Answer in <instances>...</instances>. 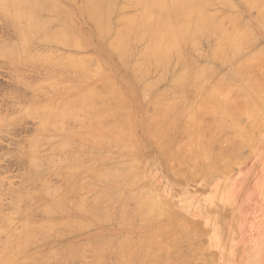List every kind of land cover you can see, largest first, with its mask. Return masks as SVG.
Instances as JSON below:
<instances>
[{"label": "rangeland", "instance_id": "rangeland-1", "mask_svg": "<svg viewBox=\"0 0 264 264\" xmlns=\"http://www.w3.org/2000/svg\"><path fill=\"white\" fill-rule=\"evenodd\" d=\"M9 1H12V0H9ZM52 1L57 2L60 6L66 9L70 13L69 18L65 22L64 19L60 17V13H58L57 11L53 9H45L38 13L39 21L46 23L45 29L50 32H55L58 29L61 30L62 28L64 29L66 27L69 31L75 34L74 37L77 38L80 44H66V43L62 44V43H56V42H54L55 44L53 42H47L49 44H46V43H42L40 45L37 44L38 46L35 45L32 49L29 50L28 55L30 54L31 57H37L41 52L43 55V59H47V63L50 62L49 66L52 67V69L54 70V73L56 69L60 70L59 72L60 74L58 73V71L56 72L60 76H61V73H64V72L67 73L66 77L70 78V79L68 78L67 82L65 81L67 78L66 79L64 78L65 75H63L64 77H61L63 83L65 81L64 84H62L60 81H57L58 77L57 78L55 77L53 80L51 79L49 80V78L47 80L44 78L45 80H47L46 83H45V80L44 81L42 80V78L45 75H47L46 72L50 71L49 69L48 71H46L47 69L45 68H49V67L45 63L43 64L41 63L42 65H40V66H43L44 68L37 66L41 68L39 69L40 72H38L39 70L37 71L36 68L33 69L34 67H36L35 65L32 68L28 67L29 69H27L26 66H29V65H24V66L22 65L20 67L21 64L17 62V66H14L16 61L13 58V53H15V51H13L12 48H9V49L6 48L5 46H7V44L4 46L6 42L5 43H2V42L3 41H13V44H16L17 42L15 40L17 39L16 37L17 35H15L16 34L15 31L12 32L14 29L10 23V20L5 18V15H2L3 12L1 11L2 8L0 7V12H1L0 17L1 16L4 17V18H0L2 19V21L0 20V51L2 52V53L0 52V188H1L0 189V214H7V213L11 214L14 217V218L11 217L12 219H14V221L12 220L15 223L14 226L17 227L18 229L21 228L20 230H17V232L20 234H23V232L26 229H30V228L34 229L35 227L39 228L41 224L43 225V224L53 223V222L54 224H56V228L54 227L51 229L52 232L50 230L49 232L48 231L44 232L45 234L43 233L44 237L42 236L43 234L41 235L42 237L40 236V233H39L40 230H38L37 238L35 237L29 240V242L26 243V246H28L27 248H25L26 246H24L25 253H23L24 252L23 250L22 252L23 254L18 253V256L14 257L15 255L12 253L6 254L7 251L5 250L4 248L5 245H3V243L8 238L7 236H9V234L7 230L5 231V228L7 226L5 224H4L5 226L3 225L4 223L3 220H2L3 223H1L2 215H0V234L2 233L0 236V264H51V262H54V261H55L54 262L55 264H59L60 262L56 261L57 259L60 260L61 262L66 260L62 264H96V261L100 262V263L98 262V264H117L116 260H118V258L116 257L117 259L115 260L114 255L115 253H117L116 250L118 249L117 245L120 243L119 241H122L121 239L124 240L125 238L130 239L131 242L129 241V243L128 242L126 243L124 241L125 242L124 249L127 248L124 250V254H126L130 249H132V246H134V244H136L139 240V242L136 244V247L133 250H131L130 254L128 255V258H126V261L124 260L125 262H127L128 259L130 260L132 253H134L135 250L137 249L139 250L140 247L142 246V243L146 241L148 237H150L153 233H156L158 229L159 230L161 228L166 229L169 226H171L170 227L171 229H174V227L176 229L175 232L173 230L172 232H170L173 235V237L170 235V233L168 235V232H169L168 231L167 233H164V235L166 234L163 238L164 240L162 239V237H160V239L163 240V242L162 240H160V242H162L164 246L165 244H167L166 246L167 248L168 247L171 248V246L168 245L169 243L170 244L173 243L174 245L176 243L178 247L176 248V245H175V248H176L175 251L177 250L176 252L178 254H175V252L172 251L173 249H171L170 251V253H172L170 254L171 258L173 254H175L173 255V258L174 257L180 258L181 255L184 256V254H187L185 252H188L190 250L191 253H193L192 251H194L195 253L193 254V257L189 259L190 263L187 262L186 264L188 263L189 264H194V263L195 264H264V119L261 120L262 118H264V85H262L263 91H260V94L263 92V98H262L263 100L261 103L260 101L261 99L259 98L260 96L257 95L256 97L255 95L258 93V89L260 85H258V88L253 89L251 85L249 84L251 82L250 81L251 77L252 79H257L258 81L260 80L258 76H262V78L264 77V65H262L264 64V50L261 51V53H255L256 49L257 51H260L258 49H261V50L262 48L264 49V26H261L262 27L261 28L258 25L261 22V20L259 22L261 10H258L259 9L258 6L253 5L254 3L252 4L253 6H251L250 4L251 2L249 0L248 1L247 0H210V2L205 6L206 12L209 15H211L217 23H224L225 20L226 19L229 20V18H230L229 21H231L232 14L236 13V15H234V18H237L238 19L237 21L240 22L239 24L238 22H236V25L238 26V28L242 27L240 29L241 31L243 29V31L248 30V32L250 29V32H252V34L248 33V38L250 37L251 40L254 39L252 38V36L255 37V39L258 37L256 41L254 40L255 42L253 40L252 42L250 41V39H248L250 41V44L246 40L245 42H248V43L244 42L243 47H241L240 50L237 52H235L233 48L229 47L226 53H227V56L229 57H230V54H232L231 58L233 59V61H230L231 58H229V61L227 60L225 62V60L213 54L212 48L215 47L216 42H219V36L213 35L212 34L213 30H207L205 31L206 35H203L202 37H200V39H198L200 42H202L200 43L201 46H199V44H197L196 46H189L188 53L186 54L185 57H173L172 61H174V58H175V61H174L175 63L173 62L172 64V62H170L171 68L168 69L169 67L168 65L166 71H164V69L162 68L152 66V69L146 71L147 73L144 74L140 70L136 72L134 70L135 66L133 65L136 63V66H138L137 62L139 63V65L143 63L144 53L147 50L148 44H149V38L146 37L140 41H134L132 43V49H133L132 52L134 53H131L128 58L133 59V61L127 59V60H124V62H122V59L119 57L117 52L116 53L114 52L115 49L112 48L111 45H109L116 38L118 29L123 24L122 23L123 18L126 19L129 17L138 16L143 10L142 3H140L138 0H114L113 11H112L113 17L110 14L111 19L109 18V21L111 20V23H110L111 29H112L111 32L112 34L114 33L113 35H115V37H113V35L110 32L108 33L109 35L107 36L101 34L98 31L97 27L94 25V23L91 22V19H88V15L86 14V12L83 11V9H81L83 8L81 7V5L83 4L82 6H84V0H73V1L68 0L69 2L67 0H57V1L52 0ZM229 2L231 4H228ZM42 3H47V2L42 0ZM116 4L117 6H115ZM25 6H27V4ZM114 9L116 11L115 14H114ZM119 11H121V13ZM85 14L86 16H84ZM238 14L240 17L242 16L241 19L238 18L237 16ZM126 15H128L129 17H126ZM255 18L257 19L255 20ZM3 19L5 20L7 19V22L6 21L4 22ZM240 20L244 22H241ZM229 21L226 22L225 24L229 25L230 23H232V22L229 23ZM117 23L118 24L121 23V24L118 25ZM243 23H245L244 25L248 27L247 29L245 26H243ZM229 26L234 27V23L233 25L230 24ZM229 26L228 27L224 26V27L225 29H228L230 28ZM243 27H245L246 30H244ZM10 28L12 29V31ZM208 37H210V39ZM205 38L207 40H205ZM211 38H213L215 41L213 40L212 42ZM208 40H210L209 43H211L210 50H208L209 49ZM7 43L9 44L8 47L14 46V45L13 46L11 45V42H7ZM53 44L55 45L56 50L58 48L57 51L55 50ZM56 45H58L59 47ZM44 46H46V48ZM138 47L140 48V50H137ZM229 50L231 51V53H229ZM10 52L12 54H10ZM32 52L33 53L36 52V53L33 54ZM234 52L238 55V58L240 57L242 59H238L237 56H234L235 54ZM139 53L140 55H137ZM200 53H201V56L199 55ZM204 53H205L206 59L203 57ZM6 55L9 56L10 59L8 57H4ZM257 55L259 57H257ZM130 56H133L134 58ZM136 56L138 57V59ZM198 56H200L201 58L200 57L198 58ZM65 57H67V59H64ZM135 57H136V60H135ZM191 57H195L197 61L191 62L190 60L192 59ZM234 57L236 59H234ZM11 58L14 64L11 63L12 62ZM195 58L193 59L196 60ZM246 59H247V62H249V60H251V62L253 60H254L253 62L258 61L256 63L258 64L260 62L258 65L259 66L262 65L263 67L260 68L259 66L258 67L255 66L257 70L256 68H253V67L246 68L244 70V74H247V75H249V73L250 74L252 73V74L251 76H249L250 79L248 81H246V78H242V79H245V81L243 82L241 79V77L243 76L241 75H244V74L238 73L237 69L240 67L239 65L243 63V60H245L244 63L246 62ZM85 60H87L86 69L84 71L85 75L83 74L85 78L82 77L83 80L81 81V83L83 81L84 82L83 84H81L80 83L81 76H80V79H77L76 74L71 72L72 70H74V68L71 67L70 64L76 65L75 62L77 63V61H85ZM212 60L215 61V63ZM238 60L241 62L240 64L238 63L239 62ZM40 61L41 60H39V62ZM57 61L59 65H57L56 67L52 66V65H55ZM64 61H66V63ZM67 61L69 63H67ZM71 61L72 62L74 61V63H72ZM128 61L130 64L128 63ZM187 63H191L190 65L192 66V68H190L187 65ZM185 64L187 66V69L184 71L183 68L186 67ZM205 64H206V68H204ZM234 64L235 65L237 64L239 66L237 67L236 70H235L236 67ZM45 65H47V67ZM180 65L183 67H181ZM202 65L203 67H201ZM211 65H213L214 68ZM231 65H232V68H231ZM61 66H67V67L70 66V68L61 67ZM87 66L89 68H87ZM176 66L177 68L172 70V68ZM91 67L93 70L91 69ZM179 67L182 69V72ZM211 67H212V70H214V72L216 71L215 72L216 76L214 75V72L212 71L211 73H213L214 79L212 76H210L209 80L211 81L208 82V88L214 89L216 88V86L219 87V84H221L220 80L222 79V78L219 79L220 75L224 77L226 76V78L222 79L223 82L226 81L227 79L225 84L231 86L235 91V93L234 92L230 93L231 97L233 98V99L230 98L232 99L231 101L232 102L236 101V103L238 104H243L245 102L250 103L249 100H251V102L254 103L255 111H257L259 115L257 114L254 116L252 113L242 112L239 118L241 119L242 117L243 123H241L240 122L241 120H240L238 121L240 124L237 121H233L229 119L230 121L229 123L235 126L231 130H228V131H226L227 130L226 128L225 131L223 130L220 133V135L218 136L219 141L216 142L218 144L212 145L210 152H208L209 156L208 154L206 156V159L207 158L209 159L213 151H216L217 153V152H220V150L221 152L223 150L222 153H224L225 151L226 155L224 156V154H222L221 152L219 154L222 155V160L226 161V158L229 157V155L227 156V152L229 151L228 153L231 155L234 154L233 157L235 156L236 158L232 161V165L230 164L231 161L229 163L228 158H227L228 161H226L224 165H221L223 163L218 162V160H221L220 158L216 161V163L215 161L209 163L207 160L205 161V159L203 160V159L197 158L199 159V162L201 163L199 165H202V166H196L197 167L196 169H194L195 167L192 166L194 167L193 168L194 174H193L192 173L193 171L187 167V165H189L190 167V165L194 164V162L190 164L191 163V160H190L191 155L189 154L190 150H188L189 152H186L187 154L183 157L184 159L181 157L183 156L181 154L185 152L184 149H186L185 148L186 142L184 144L182 143L184 136H186V134L184 133V130H182V128L180 129V131L182 130L183 132L182 133L183 135H182L181 132H179L178 130L179 128L176 129L178 130V132H174L175 130L174 128L179 127L178 125L177 126L173 125L174 128H172L171 126L168 130L171 131V135L173 134L174 137H172V140L170 141L169 139L170 133H167L168 134L167 138L169 139V140L167 139V141H170L171 144L167 142L170 145L166 146L164 143L163 146L165 147H163L161 144L162 142L160 141L161 142L160 143L158 141L159 139H156L154 135L149 134L150 130L153 129L154 124H150L151 121H148L149 124L146 123L145 118L147 117L145 116H148V120H150L151 118H154L156 114H158L157 111L160 112V110L162 109V106H159L158 103L155 104L156 106L154 105V102L158 99L157 97L156 99L154 98L156 94L159 95L158 93L160 92V94L166 95V92L167 93L169 92L167 95V99L174 101L175 99H177V96L179 94L181 93L184 94L185 92L191 89L189 82L185 81L186 77H188L186 74L192 73L193 70H199L203 68L206 70L209 68L208 70L210 71ZM232 69L234 71L233 73L234 75L230 73ZM131 70H134V71H131ZM17 71H20L19 74H21V76L18 77ZM132 72L134 75L132 74ZM54 73L52 70L49 72L51 76L52 75L57 76L56 73L55 75ZM69 73H72L73 75L72 74L70 75ZM227 74L231 77L228 78ZM253 74H254V77L256 78L253 77ZM48 77H50V75H48ZM161 78H164L165 80ZM171 78L174 81L175 79H177L179 80V82H177V80L174 82L171 80ZM231 78L232 80H230ZM234 78L237 79V81L235 80L236 83H234V80H233ZM146 79H148V83L150 82L149 84L145 83V81H147ZM58 80H60V77ZM153 80H156V81H153ZM161 80H163L162 84H159L158 81L160 82ZM182 80L185 82L181 83ZM212 80L213 81L215 80L216 82H213ZM229 80L230 82L231 81L233 82L229 83L228 82ZM262 80L260 82L263 83L264 80L263 81ZM70 81H73V82H70ZM105 81H107V83L109 82L108 84L106 83L107 84L106 87H108V89L105 87V85L104 86L101 85V82L104 83ZM151 81L154 82L152 83L153 85L151 84ZM217 81H219L220 83ZM172 82L176 83V85L173 84ZM33 84H35L36 87H34ZM113 84L115 86H113ZM158 84L160 86H158ZM51 86H52V89L54 87L55 88L52 90ZM153 86H156V87L158 86V87L155 88ZM177 86H180V87H177ZM37 87L39 89H37ZM174 87L176 90L174 89ZM62 88H65V89H62ZM66 89H69V90H66ZM170 89H174L173 90L174 93L172 92V90L170 91ZM240 90L241 92H243V94L240 92ZM255 90L257 91L256 93H254ZM32 91H33V94H32ZM66 91L68 92L66 93ZM86 91L87 92L92 91L93 93H95V95H98V96L87 100L84 103L86 104L84 107L80 105L82 103L79 104V100H80L79 98L86 95L85 94ZM252 91H253V94H252ZM115 93L117 94L115 95ZM244 93H246V95H248L250 98H247L248 96L246 97ZM140 94H142V96ZM144 95L145 96L147 95L146 99ZM241 95H242V98L243 97L245 98V100H243L244 98L241 99ZM73 99L75 100L78 99L75 102V104L78 106V107L75 106L77 108V109L75 108V111L80 112L84 109L87 111V107L89 106L88 104H90L89 102H91V106L95 107L98 111L100 110L99 111L101 112L100 114H102V110H104L103 111L104 114H102L101 117L98 120H96V122L84 125L85 127L82 126L84 124L83 122H82L83 123L82 125L81 123L78 122L81 125V127L80 125H78V127L76 128L75 126H77V122L74 121L76 118L73 120V123L75 124L74 125L70 121L71 117L69 116H68L69 117L68 120H64L65 118H67V116L63 118L62 119L63 122H59L57 118H54L50 124L48 121V125L46 126V129H45V135L41 136L43 138V143L45 145L43 144L44 147L41 148L40 152H41V155L44 156L43 154L48 153L51 147H52L51 149H54L57 143H61V142L64 143L65 141H66L65 143H68V144L69 142H71V145L68 146V144H65L64 148L72 146V149H73V145H75V142L77 141L76 146H74L76 148L74 149L78 151L83 148L86 154V156H84L85 154H83L84 157L82 156V160H80V163L82 164L81 166L82 168L78 172L76 179L74 178V181L78 183L75 184V182L71 181L72 183L68 182L69 184L68 183L66 184L65 182L67 181L63 180L64 177L60 176L62 180L60 179L58 180L57 178H55L57 175H54L55 177H52L53 171H49L48 169V172H50L51 177L46 179V184L47 185L51 184L52 187L59 186L60 189L63 187L62 190L66 188H67L66 190H69V188L74 186V184L76 186L82 181V183H80L82 185V189L80 190L78 197L81 199L82 198L85 199L86 204L83 203L82 207L77 208V209L74 207L70 209L68 208L69 212L64 213L65 215H62V217H60L61 215H57V217L51 220V219H48L44 214L45 212H43L44 207H47V206L50 207L52 203L51 201L52 199L50 200L51 196L49 198L42 197V198L37 199V201H32V202L27 201V203H23L22 208L25 210L23 213H21L22 214V217H21V215L19 216L16 213H14L16 211L12 207V202L15 198L14 192L17 191V189L20 190L19 188H22L20 186L23 184L24 175L25 177L26 175H29V174L31 175V173H28V174L26 173L30 171L28 169L29 167V163L27 161L28 159L23 157L22 155L24 154L25 150H27L26 148L28 146L29 140L34 136V134H36V132L40 128L39 118H35L31 115V113L33 114L34 112L32 109H30V107L33 108L35 101H38V104H41V103L43 104L46 101V105H55L56 109L60 108V111H61L63 106L69 103L70 101H72ZM93 99L96 101L94 102ZM102 99L106 101H102ZM153 99L155 100L153 101ZM199 99H201V96L197 98V101L192 103V105L190 104L187 105L189 107L182 106L183 108L181 107V110H184L185 112L189 110L192 111V109H194L195 106L199 104ZM115 100H116V103L120 102V104L118 103H117L118 105L112 104L113 103L112 101L115 102ZM107 101H110V102L108 103ZM97 103L99 106H97ZM166 104L164 103V106ZM191 106H194V107L192 108ZM114 107L117 110L119 107L123 109L120 111L118 110L116 114L114 113L115 115H118V117L111 116L113 115L111 113L115 109ZM185 107L187 108V110ZM190 107L191 109L188 110V108ZM112 108L113 110H111ZM116 109L114 110L115 112H116ZM28 110L30 112H28ZM108 110H111L112 112L110 113L109 111V113H107ZM75 111H73V114L76 113ZM124 111L126 113H124ZM80 113L81 115L83 114V112H80ZM84 113H85L84 115V118H85L87 114L86 112ZM188 113L189 112H187L186 114L181 113V115L184 114L182 118L185 117L186 115H187L186 117L189 118L192 112L190 114ZM73 114H71L72 118H73ZM108 114H111V115L109 116ZM77 115L79 114L77 113ZM81 115L77 116V119H79ZM121 115L123 116L127 115V116H125V118L122 119L123 116ZM106 117L108 120L105 119ZM149 117L151 118L149 119ZM111 118L115 119V122H116L115 124H117L118 127H116V125L113 123L114 121H112ZM203 118L204 120L207 119V121H205L207 124L208 122L211 123L210 121L212 119V116L210 114H205ZM244 118L248 119V121L246 122H249V125L244 124V120H245ZM86 119H85V124L87 122ZM183 119L186 120V118H183ZM68 121H70V125L67 128H70L71 134L69 133V130L68 131L65 130V127H66L65 125H64L65 127L62 126L63 123H66L67 125ZM120 123L121 124L124 123L123 131H121L122 127ZM90 124H92V126ZM145 124H147V126H150L151 128L148 127L149 128L148 130ZM241 124H243L244 126H241ZM253 124L254 126H257L258 128L257 127L255 128ZM109 125L113 128L115 127L114 128L115 130H113V128H110ZM70 126H72V128ZM248 126L249 128H247ZM250 126L253 130L255 128L254 132H252V129L250 128ZM58 127H60L61 130L60 129L58 130L57 129ZM124 127L127 130L126 129L124 130ZM73 128H74V131L72 132L71 129ZM244 128H247V130L249 131H246V129ZM116 129L118 130L121 129L120 131L123 132L122 134L124 136L126 135V137L122 135L120 136L119 135L121 134L120 131ZM234 129L238 131V132H235L237 133V135L241 133V135H245V137L241 138L240 136L239 137L235 136L234 135L235 133L233 134V131H235ZM82 130H84V132H86V130L88 132H91V134H87V135H91L92 137L84 136V132H82ZM72 133L76 135H73ZM178 133L182 135L181 136L182 138L179 137L181 140H178V138L177 139L175 138V135H177ZM114 134L116 135L113 136ZM103 135H106L107 137L101 138V136ZM155 139L161 145L157 144L156 143L157 141ZM105 141L106 143H109V144H106ZM120 143L121 145L125 143L122 145L123 149L124 147L128 146V144H129L128 147L131 149L129 150L128 147H126L125 148L127 149L126 151L125 150L122 151V149L120 150L121 148ZM178 144L184 145L183 146L184 148H182L183 149L182 152L180 151L181 145L179 148ZM233 144H235L237 148H235V145ZM237 144L239 145L242 144V147L244 145L245 146L242 148V147H239ZM116 146H119L118 147L119 151H117L118 150L117 148H116L117 150H115ZM175 146L176 147L178 146L177 148L179 149H177ZM92 148L94 150H91ZM172 148L173 150H177V152L175 151L176 153H178V151H180L181 153L179 152L177 155L172 150L174 153L171 151V153H173L171 154L170 151L168 152V149L171 150ZM70 149L71 148H67L68 152L67 151L65 152V149H64V153H62V151H60L61 154L60 152L57 153L58 156L57 155L55 156V160L57 161L60 160L61 163L59 164L53 159L54 164H52V166L53 165L54 167L57 165L66 166L67 164L72 162L71 161L72 156L77 155L78 152L77 151H76L77 153H75L74 151L71 152L72 149L71 150ZM104 151H106V153ZM235 153L236 155L237 153H239L238 158L235 155ZM61 155L64 157H62ZM89 155L91 157L88 158ZM188 155H190V157ZM221 155H218V156H221ZM165 157L166 158L168 157V159L171 158V160L168 161L167 159L166 161ZM224 157H226L225 160H224ZM231 157L232 156H230L229 159ZM125 158L127 160L130 159L131 162H129V160L127 161ZM131 158H134V160H136L135 161L136 163L135 164L133 163L134 165L133 164L130 165V163L134 162L133 160H131ZM173 158L176 160H174ZM192 159L197 160L195 158H192ZM188 160L190 161V163L188 162ZM230 160H232V158ZM120 161H122V163L126 161L125 163H128L129 165L120 166L121 163L118 164ZM180 161L182 163L186 162V165L184 163L185 166H183L182 163H180ZM203 161H204V164H203ZM55 162L57 165L55 164ZM90 162L94 166L93 165L91 166V164H88ZM205 162H208V164L206 165ZM217 162L219 164H217ZM85 163H87L88 165L87 164L85 165ZM112 163L114 164L113 166H112ZM115 163H117L120 167H118V165H116ZM226 163L228 164V166L229 165L231 166L226 167ZM96 164H98V166ZM180 164L182 165L181 169L184 170V171L181 170L182 172H180V168H178L180 167L179 166ZM84 166H86L85 170H84ZM90 166L92 167L93 170L95 169V172L98 170L99 173H105L107 169L112 170V172L114 171L116 172L117 167H118V172H119V169H123L121 170V172L125 171L127 173L128 172L127 167L128 169H130L131 167L130 172H129L130 174L132 173L131 176H134L137 174L136 177L137 176L140 177L141 176L140 174H142V178H144V180L139 181L138 177L137 179L130 177L131 179H133L132 180L133 184H131L128 181L130 180V178L128 177L130 176V174L128 173L127 175L124 172L125 174L122 173L120 179H123L125 183L122 182L121 184H119L116 181H115L116 183L114 181L113 182L107 181V182H110V183H107L105 180L106 184L104 185V179H103V182H100L101 180L96 181V179H99V178L95 177L94 175H92L93 177L91 176L92 174L90 173L91 170L89 171ZM174 166L175 167L178 166L176 167L178 168L177 170L178 172L174 170ZM134 167H137V169H135ZM99 169H102V170L99 171ZM202 172L204 173L203 175L200 174ZM213 172L215 173L214 176L212 174ZM189 173H191L190 175L193 174L192 177L189 176ZM216 173H219V174L216 175ZM109 174H112L111 171L109 172ZM113 174L116 175V173H113ZM117 174H120V172ZM33 176L35 175L33 174ZM127 177L129 178L128 180H127ZM137 182H140V183L138 184ZM100 183H103V185ZM85 184H87V186ZM93 184H95L97 187L95 186L96 188H92L94 187ZM32 187L33 185L29 188H32ZM34 187H35L34 191H38L39 189L40 190L42 189L39 186L38 188L36 186ZM145 188L146 189L148 188L147 192H149L151 189L154 191L153 193V191L151 190L152 193L150 191L149 194L151 193V196H153L154 198V202L157 205L159 204L158 207L156 206V209L160 208L161 210V208L164 207V209L166 208L165 210H167V211H163L162 209L160 211L161 213H159L160 217L158 216L159 219L157 217V219L148 221V223L146 222L142 223L146 219H144L143 217H142L143 219L141 218L142 212L139 208H141L142 211L144 210L146 211V209L144 208V206H142L141 204L142 202L139 201L140 198H138L137 199L138 201H136L135 200L136 194L134 193L133 195V192H137L139 195V193H141L142 191L143 195L141 194L142 196L139 195V197H141V199L144 200L145 199L144 197L147 195V192H145L146 191ZM6 189L9 190V193H8V190ZM10 192L12 193L10 194ZM120 192L123 195H120L119 194ZM144 193H145V196H144ZM89 194L90 196L87 197ZM153 194L154 195L157 194V196H154ZM43 195L45 196V193H43ZM124 195L125 196L127 195V197H123ZM132 195H133L134 200L139 203L136 204L135 201L131 202L132 199L130 200L129 198H131ZM128 196L130 197L128 198ZM119 198H128V199H122L121 200L122 202L119 203L117 207L121 206L122 208H125L124 205L122 206V203H124L125 205L127 203L129 207L128 209L134 208L136 209L135 211L137 213L138 211H140L138 213L139 216L135 213L136 216H134L133 214L135 219L133 217L131 218L130 216L132 215V213H128L130 211L127 208L126 210L125 209L124 210L126 212L128 211L126 214H130L129 216L127 215L126 217L128 220L129 218L131 219L129 221L126 220L125 218H124L125 220L121 219V217L124 215V214L123 215L121 214L125 212V211L121 212L122 209L120 210L121 214L117 212V214L119 213L118 216L114 215L116 216L115 218L114 216L110 215V210L112 212L111 214L116 213V211L115 212L112 211V207H113L112 203L114 202L115 199H116L115 203H117V201L120 200ZM81 199L80 201H82ZM149 199L147 201H149ZM145 200L144 202H146ZM134 203H135V206H133ZM117 204H114V208L116 207L115 205ZM29 206L31 208H29ZM116 209L119 210L118 208ZM74 210L76 212H74ZM135 211H133V213ZM106 212L107 214L109 213V215H107V217L105 218L106 222L103 220V218H97V217L94 218V215L96 216L100 215L99 217H103V214L105 215ZM55 214H57V212ZM119 215L121 216L119 217ZM235 218H237L238 220L235 221L234 220ZM93 219L96 221H94ZM98 219L100 222L98 221ZM138 220H139V223L141 222L140 224L138 223ZM33 221L35 222V224H33L34 223ZM58 221L59 223H63V224L60 225ZM110 221L111 223H109ZM23 222H27L28 227L25 226ZM175 223H177V225H175ZM29 225H36V226L33 227ZM173 225L175 226L172 228ZM1 226L2 227L4 226L5 228L1 230ZM145 226L146 228H144ZM181 227L183 228L180 229ZM143 228H144V231H143ZM177 231H178L179 237L178 238L176 237L177 239L175 240L174 234L177 235L176 234ZM149 234L151 235L149 236ZM108 236L110 237L108 238ZM132 239H134V241ZM104 240L106 241L109 240L110 244L107 247L109 248V250L108 249L105 250L107 243L103 244L104 245L103 247H105L104 249L103 247H99ZM115 244H116V249L114 247ZM96 245L99 247V249L97 250L103 249L104 252L100 251L101 253L99 252V254L96 253L97 250L93 252L94 248H96L95 247ZM120 245L122 244L120 243ZM72 249L73 251L75 250V252H77L78 250L77 255L74 254L76 258L71 254L74 257V259L70 255H67V251L69 253L70 250ZM111 250L112 252L113 251L115 252L112 253ZM125 251L127 252L125 253ZM65 252H66V255H63L62 253H65ZM110 252L112 253V255ZM179 254L181 255L179 256ZM8 256H12L13 258L9 257V259H5ZM80 256L82 258H79ZM45 258H47L46 261H49L48 263L45 261ZM176 258H174L172 262ZM22 259H23V262H22ZM129 260L128 262L130 263L131 261ZM177 260H176V263L181 264L179 263L180 260L179 261ZM131 264H135V263L131 262Z\"/></svg>", "mask_w": 264, "mask_h": 264}, {"label": "bare ground", "instance_id": "bare-ground-1", "mask_svg": "<svg viewBox=\"0 0 264 264\" xmlns=\"http://www.w3.org/2000/svg\"><path fill=\"white\" fill-rule=\"evenodd\" d=\"M44 1H46L47 3H42V0H12V1H9V0H0V7L2 8V15H5V18H7L8 20H10V23H11V25H12V27H13V31H12V29H11V31L12 32H16V34L15 35H17L16 37H17V39H16V37H15V35H14V37H15V41L17 42L16 44H13V41H3L2 43H5L4 44V46L7 44V46H5L6 48H12V50L13 51H15V53H13V58H14V60L16 61V63L14 64L13 63V61H12V58H11V63L12 64H14V66H17V62L18 63H20L21 65H20V67L23 65H29V66H26L27 67V69H29V68H32L34 65L36 66V67H34L33 69H35L36 68V70L38 71L39 69H41V68H39V67H42V68H44L43 66H40V65H42L43 63H45V64H47L48 65V67L49 68H45V69H47L46 71H48V69L51 71H53V73H54V70L52 69V67H50L49 65H50V62L49 63H47V59H43V55H42V53L40 52V54L37 56V57H31L30 56V54L28 55V52H29V50L30 49H32L35 45H37V44H42V43H46V44H49V43H47V42H56V43H62V44H64V43H66V44H80V42L77 40V38L76 37H74V33L73 32H71V31H69L66 27L63 29H58L57 31H55V32H50V31H47L46 29H45V25H46V23H44V22H41V21H39V16H38V13L40 12V11H42V10H45V9H53V10H55V11H57L58 13H60V17L62 18V19H64V21L66 22L67 21V19L69 18V16H70V13L66 10V9H64L62 6H60L57 2H55V1H52V0H44ZM57 1V0H56ZM68 1V0H67ZM69 1H73V0H69ZM68 1V2H69ZM140 3H142L143 4V10H142V12L138 15V16H136V17H129L128 15H126V17H129V18H126V19H124L123 18V20H122V25L119 27V29H118V33H117V36H116V38L111 42V41H109V42H111L109 45H111V47L112 48H114L115 49V53L117 52V54L119 55V57L122 59V62H124V60H127V59H129L128 57H129V55L131 54V53H134V52H132V43L134 42V41H140V40H142V39H144V38H149V44H148V48H147V50L145 51V53H144V61H143V63L141 64V65H139V63L137 62V65L138 66H136V63L133 65V66H135V71L137 72V71H141L142 73H144V74H146L147 72L146 71H148V70H151L152 69V66H155V67H158V68H162V69H164V71H166V69H167V67H168V65H169V67H168V69L169 68H171V66H170V62H172V64H173V62L175 61V58H174V61H172V59H173V57H185L186 56V54L188 53V50H189V46H196L197 44H199V46H201V44L200 43H202V42H200L198 39H200V37H202L203 35H206L205 33V31H207V30H213V32H212V34L213 35H216V36H219V42H216L215 43V47H213L212 49V51H213V54L215 55V56H218V57H220V58H222L223 60H225V62L228 60L229 61V58H231L232 57V54H230V57L229 56H227V53H226V51H227V49L230 47V48H233L234 49V51L235 52H237V51H239L240 50V48L241 47H243V45H244V42L247 40L248 42H249V44H250V41H256L257 40V38L255 39V37H253L252 36V38H254V39H252L251 40V38L249 37L248 38V33H251L252 34V32H250V29H249V32H248V30H246L248 27H246L244 24L245 23H243V26H245L246 27V29H245V27H243L244 28V30H246V31H243V29H242V31L240 30L241 28H238V26L236 25V22H238L237 20V18H234V15H236V13L235 14H232V17H233V19H232V17H231V21H229L230 20V18H229V20L228 19H226L225 20V22L224 23H217L216 21H215V19L211 16V15H209L207 12H206V5L210 2V0H138ZM248 1V0H247ZM251 3V6H253V5H257L258 6V10H261V13L260 12H258V13H260L261 15H260V19H259V22H260V20H261V22H260V24H258L260 27L261 26H264V0H249ZM83 2V1H82ZM117 2V1H116ZM254 3V4H253ZM27 4V6H25ZM113 4H114V0H84V6H82L81 5V7H83V8H81V9H83V11H85L86 12V14L88 15V19H91V22H93L94 23V25L97 27V29H98V31L101 33V34H103V35H109L108 33L110 32L111 34H112V32H111V25H110V23H111V20L109 21V18H110V14H111V16H112V11H113ZM225 4H227V3H225ZM228 4H231L230 2L228 3ZM253 4V5H252ZM115 6H117V4L115 5ZM228 6V5H227ZM231 6V5H230ZM254 6V7H255ZM78 7V6H77ZM225 7V6H224ZM232 7V6H231ZM120 9V8H119ZM123 9V8H122ZM137 9V8H136ZM84 12V13H85ZM115 9H114V14H115ZM120 13H121V11H119ZM128 12V11H127ZM132 12V11H131ZM130 12V13H131ZM1 13V12H0ZM77 13V12H76ZM83 13V14H84ZM126 13V12H125ZM133 13V12H132ZM86 14L84 15V16H86ZM117 14V13H116ZM231 14V13H230ZM1 15V14H0ZM50 15V14H49ZM122 15V14H121ZM125 15V14H124ZM134 16V15H133ZM229 16V15H228ZM238 16V18H240L241 19V17L239 16V14L237 15ZM41 17V16H40ZM113 17V16H112ZM236 17V16H235ZM0 18H4V17H0ZM224 18V17H223ZM7 19L5 20V19H3L4 20V22L6 21L7 22ZM111 19V18H110ZM257 18H255V20H256ZM1 21H2V19H0ZM114 21V20H113ZM229 21V23L230 22H232V23H230V24H232L233 25V23H234V27L233 26H229V25H226L225 23L226 22H228ZM241 22H244V21H242V20H240ZM9 22V21H8ZM116 22V21H115ZM120 22V21H119ZM118 22V23H119ZM117 23V24H118ZM240 22H238V24H239ZM112 24H113V22H112ZM121 24V23H120ZM120 24H118V25H120ZM225 24V25H224ZM263 24V25H262ZM93 25V26H94ZM241 25V24H240ZM227 26H229L230 28H231V30H230V28H228V29H225V27ZM262 28V27H261ZM14 34V33H13ZM114 34V33H113ZM112 34V35H113ZM255 36V35H254ZM113 37H115V35H113ZM108 38V37H107ZM209 39H210V37H208ZM212 39V42H213V38H211ZM248 39H250V41L248 40ZM111 40V39H110ZM202 40V39H201ZM205 40H207L206 38H205ZM15 41H14V43H15ZM199 41V42H198ZM209 41L210 40H208V43H209ZM215 41V40H214ZM252 41V42H253ZM254 41V42H255ZM7 42H11V45L13 46V47H8V43ZM204 42H206V41H204ZM248 42H245V43H248ZM55 44V43H54ZM53 44V45H54ZM210 44L211 43H209V49L208 50H210ZM43 45H45V44H43ZM51 45V44H50ZM52 45V46H53ZM139 45V44H138ZM203 45V44H202ZM248 45V44H247ZM38 46V45H37ZM56 46H58V45H56ZM64 46V45H63ZM213 46V45H212ZM45 48H46V46H44ZM59 47V46H58ZM66 47H67V45H66ZM70 47V46H69ZM134 47V46H133ZM208 47V46H207ZM256 47V46H255ZM52 48V47H51ZM54 48H55V45H54ZM71 48V47H70ZM137 48V47H136ZM136 48H134V49H136ZM44 49V48H43ZM75 49V48H74ZM109 49H110V47H109ZM55 50H56V48H55ZM57 50H58V48H57ZM56 50V51H57ZM80 50V49H79ZM137 50H140V48L138 47V49ZM137 50H135V51H137ZM231 50V49H230ZM229 50V53H231V51ZM249 50V49H248ZM255 50V49H254ZM258 50H260V51H257V49H256V52L255 53H261V51H263L264 49L262 48V50L261 49H258ZM207 51V50H206ZM233 51V50H232ZM1 52V51H0ZM234 52V53H235ZM246 52V51H245ZM2 53V52H1ZM33 53V52H32ZM36 53V52H35ZM35 53H33V54H35ZM141 53V52H140ZM140 53L139 54H137V55H140ZM201 53H203V52H201ZM201 53L199 54L200 56H201ZM244 53V52H243ZM10 54H12L11 52H10ZM10 54H8V55H10ZM58 54V53H57ZM56 54V55H57ZM116 54V55H117ZM236 54V53H235ZM234 54V56H237V58H238V55L236 54L235 55ZM59 55V54H58ZM189 56H190V54H189ZM200 56H198V58L200 57ZM245 56H246V54H245ZM4 57H8L9 58V56H4ZM130 57H133V56H130ZM137 57V56H136ZM136 57H135V60H136ZM203 57L205 58L206 56H205V53L203 54ZM256 57V56H255ZM257 57H259L258 55H257ZM262 57V56H261ZM45 58V57H44ZM91 58V57H90ZM134 58V57H133ZM192 59H190L191 60V62H195V61H197V59L195 58V57H191ZM193 58H195L196 60H194ZM201 58V57H200ZM249 58V57H248ZM10 59V58H9ZM64 59H67V57H65ZM88 59V58H87ZM137 59H138V57H137ZM206 59V58H205ZM234 59H236L235 57H234ZM238 59H242V58H238ZM245 59V58H244ZM250 59V58H249ZM263 59V58H262ZM39 60H41L40 62H39ZM58 60V59H57ZM89 60V59H88ZM129 60H131V61H133V59H129ZM258 60V59H257ZM14 61V62H15ZM61 61V60H60ZM59 61V62H60ZM68 61H70V60H68ZM67 61V63H69ZM91 61H93V60H91ZM211 61V60H210ZM213 61V60H212ZM230 61H233V59L231 58L230 59ZM237 61V60H236ZM239 61V60H238ZM244 61L245 60H243V63L242 64H240L241 62L239 61L238 63L240 64L239 66L236 64H234L235 65V70L237 69V67H239L237 70H238V73H241V74H244V70L246 69V68H249V67H253V68H256V67H258L259 65V63L257 64L256 62H258V61H255V62H251V60H249V62H247V59H246V62L244 63ZM65 63H66V61H64ZM72 62V61H71ZM214 63H215V61H213ZM235 62V61H234ZM38 63H39V65H38ZM42 63V64H41ZM63 63V62H62ZM62 63H61V65H62ZM72 63H74V61L72 62ZM128 63H129V61H128ZM134 63V62H133ZM132 63V64H133ZM175 63V62H174ZM207 63V62H206ZM255 63H256V65H255ZM37 64V65H36ZM51 64H52V62H51ZM75 64L76 65H73V64H70V66L71 67H73L74 68V70H72L71 72H73V73H75L76 74V77H77V79H80V76H81V80H80V83H81V81L83 80V78L82 77H84V71H85V69H86V65H87V60H85V61H77V63L75 62ZM121 64V63H120ZM130 64V63H129ZM128 64V65H129ZM132 64H131V66H132ZM178 64V63H177ZM191 63H187V65L190 67V68H192V66L190 65ZM201 64V63H200ZM213 64V63H212ZM229 64V63H228ZM47 65H45L46 67H47ZM57 65H59L58 64V61H57V63L55 64V65H52V66H54V67H56ZM68 65V64H67ZM127 65V66H128ZM183 65V64H182ZM197 65H198V63H197ZM225 65V64H224ZM252 65V66H251ZM254 65V66H253ZM261 65V64H260ZM262 65H264V64H262ZM259 66L260 68H262L263 66ZM37 66H39V67H37ZM70 66L69 67H67V66H61V67H67V68H70ZM181 66V65H180ZM185 66H186V64H185ZM196 66V65H195ZM200 66V65H199ZM211 66H213V65H211ZM256 66V67H255ZM19 67V68H20ZM29 67V68H28ZM53 67V68H54ZM181 67H183V66H181ZM201 67H203V65L201 66ZM209 67H210V65H209ZM38 68V69H37ZM51 68V69H50ZM87 68H89L88 66H87ZM150 68V69H149ZM175 68H177V66L176 67H173L172 68V70L173 69H175ZM180 68V67H179ZM204 68H206V64H205V67ZM199 69V70H193L192 71V73H190V74H186L188 77H186V80L185 81H188L189 82V85L191 86V89L190 90H188L187 92H185L184 94L183 93H181V94H179L178 96H177V99H175L174 101H171V100H168L167 99V95H168V93L166 92V95L164 94H160V92L158 93L159 95H157L156 94V96L154 97L155 99H156V97L158 98L155 102H154V105L155 104H157L158 103V105L159 106H162V109L160 110V112L159 111H157L158 112V114H156V116L154 117V118H151V117H149V119L151 118V119H153V120H148V116H145V117H147V118H145L146 120H145V122L146 123H148L149 124V122L148 121H151V122H153V123H151L150 122V124H154L153 125V129L152 130H150V132H149V134L151 135H154L155 137H156V139H159L158 141L162 144V146L164 145V143H165V145L166 146H168V145H170L171 143H170V141L172 140V137H174V135L172 136L171 135V131H169L168 129L172 126V128H174L173 127V125H178L179 127H177V128H174L175 130H174V132H178V130H179V132H181V134L183 133L182 132V130H184V133L186 134V136H184V138H183V140H182V143L184 144L185 142V144H186V149H184V153H182L181 155H183V156H181L182 158L187 154L186 152H189L188 150H190V152H189V154L191 155V163H190V161L188 160V162L190 163V164H192L193 162H194V164L193 165H190V167H189V165H187V167L188 168H190V170H192L193 172V174H194V169H196L197 167L196 166H202V165H199V164H201L200 162H199V159H205V161L207 160L209 163H211V162H213V161H215V163H216V161L220 158L221 160H222V155L221 154H219L220 152H221V150H220V152H217L216 153V151H213L214 152V154L217 156H215L214 154H213V152H212V155L213 156H215V157H213L212 155L209 157V159L207 158L206 159V156H207V154H208V156H209V153L208 152H210V149H211V147H212V145H214V144H218V143H216L217 141H219L218 140V136L220 135V133L224 130H226V128H227V130L226 131H228V130H231L235 125H233V124H230L229 122V119L230 120H233V121H240L241 123H243V120H242V117H241V119L239 118L241 115L240 114H242V112H244V113H252L254 116L255 115H257L258 113H257V111H255V107H254V103L253 102H251V100H249L250 101V103H248V102H245V103H243V104H238V103H236V101L235 102H232L231 100L233 99L232 97H231V95H230V93L231 92H234L235 93V91H234V89L231 87V86H229V85H227V84H225V82L227 81V79H226V81H224L223 82V80L222 79H224V78H226V76L224 77V76H222V75H220V78L219 79H221L220 80V82H221V84H219V87H217L216 86V88H214V89H209L208 88V82L209 81H211V80H209V78H210V76H212L213 77V79H214V75H215V72H214V70H212V67L210 68V71L207 69ZM213 68H214V66H213ZM230 68V67H229ZM231 68H232V65H231ZM63 69V68H62ZM91 69H92V67H91ZM130 69H132V68H130ZM184 69V71L187 69V66L185 67V68H183ZM20 70V69H19ZM93 70V69H92ZM134 70H131V71H134ZM171 70V69H170ZM180 70H181V72H182V69L180 68ZM256 70H257V68H256ZM49 71V72H50ZM58 71V73L60 72V70H55V73ZM177 71V70H176ZM214 72V75H213V73H211V72ZM229 71H230V69H229ZM233 71V69L231 70V74H233L234 73V71ZM18 72V77L19 76H21V74H19V72L20 71H17ZM38 72H40V70L38 71ZM49 72H46V74L47 75H45V74H43V75H45L43 78H42V80L44 81L45 79H47L48 80V78H49V80L51 79V80H53L55 77L57 78L58 77V79H59V77H60V80H58L57 79V81H60L62 84H64L65 83V81L67 82V80H68V78L66 77V74L67 73H61V76L60 75H58L57 73H56V75L57 76H53V78H52V76H51V74H52V72H51V74H49ZM42 73V72H41ZM45 73V72H44ZM55 73H54V75H55ZM139 73V72H138ZM157 73V72H156ZM155 73V74H156ZM246 73V72H245ZM60 74V73H59ZM70 75L72 74V73H69ZM84 74V75H83ZM132 74H133V72H132ZM183 74V73H182ZM252 74V73H251ZM251 74L249 73V75H247V74H244V75H241V76H243V77H241V79L242 78H246V81H248L249 79H250V77L249 76H251ZM17 75V74H16ZM42 75V76H43ZM48 75H50V77H48ZM63 75H65V77L63 76ZM73 75V74H72ZM134 75V74H133ZM224 75V74H223ZM234 75V74H233ZM236 75V74H235ZM246 75V76H245ZM168 76V75H167ZM216 76V75H215ZM222 76V77H221ZM227 76H228V78L229 77H231V76H229L228 74H227ZM237 76V75H236ZM247 76H248V78H247ZM47 77V78H46ZM61 77H64L63 79L65 80L64 81V83H63V81H62V78ZM72 77V76H71ZM79 77V78H78ZM86 77H87V75H86ZM169 77V76H168ZM185 77V76H184ZM253 77H254V74H253ZM40 78V79H41ZM45 78V79H44ZM85 78V77H84ZM183 78V77H182ZM233 78V77H232ZM232 78L230 79V80H232ZM254 78H256V77H254ZM258 78H260V80L258 81L257 79H252V77H251V82L249 83L250 85H251V87L254 89V88H258V85H260L259 86V89H258V93L257 94H255L256 95V97H257V95H259L260 97V101H261V103H262V98H263V92L260 94V91H263L262 90V85H264V82L262 83V82H260L262 79L264 80V77L262 78V76H258ZM70 79V78H69ZM161 79H163V80H165L164 78H161ZM47 80H45V83L47 82ZM87 80V79H86ZM145 80V79H144ZM147 81H145V83H148V79H146ZM163 80H161L160 82L158 81V83L159 84H162V81ZM171 80L172 81H174L172 78H171ZM177 79H175V81H176ZM230 80L228 81L229 83H231V82H233V81H231L230 82ZM234 80V83H236L235 82V80L237 81V79H233ZM262 80V81H263ZM55 81V80H54ZM150 81V80H149ZM153 81H156V80H153ZM153 81H151V84L152 83H154ZM174 81V82H175ZM185 81H181V83L182 82H185ZM213 81V80H212ZM242 81L244 82L245 81V79H242ZM70 82H73V81H70ZM84 82V81H83ZM83 82L81 83V84H83ZM177 82H179V80H177ZM213 82H216L215 80L213 81ZM217 82H219V81H217ZM219 82V83H220ZM258 82H259V84H258ZM86 83V82H85ZM107 81H105L104 83L103 82H101V85H105V87H106V85L109 83H107ZM150 83V82H149ZM148 83V84H149ZM173 83V82H172ZM261 83V84H260ZM53 84V83H52ZM80 84V85H81ZM147 84V85H148ZM158 84V86H160ZM173 84H175L176 85V83H173ZM246 84V83H245ZM27 85V84H26ZM37 85V84H36ZM54 85V84H53ZM69 85V84H68ZM98 85V84H97ZM111 85V84H110ZM144 85H146V84H144ZM153 85V84H152ZM248 85V84H247ZM33 86L34 87H36L35 86V84H33ZM57 86V85H56ZM71 86V85H70ZM113 86H115L114 84H113ZM157 86V87H158ZM180 86H181V84H180ZM180 86H177V87H180ZM68 87V86H67ZM101 87V86H100ZM153 87H155V88H157L156 86H153ZM214 87V86H213ZM55 88V87H54ZM53 88V89H54ZM107 89H108V87H106ZM109 88H111V87H109ZM182 88V87H181ZM36 89V88H35ZM35 89H33V90H35ZM37 89H39L38 87H37ZM36 89V90H37ZM49 89H50V87H49ZM51 89H52V86H51ZM52 89V90H53ZM62 89H65V88H62ZM74 89H76V88H74ZM73 89V90H74ZM100 89V88H99ZM152 89V88H151ZM174 89H175V87H174ZM174 89H170V91L172 90V92L174 93ZM32 90V89H31ZM51 90V91H52ZM66 90H69V89H66ZM115 90V89H114ZM113 90V91H114ZM148 90V89H147ZM154 90V89H153ZM176 90V89H175ZM249 90V89H248ZM251 90V89H250ZM88 91V90H87ZM86 91V95H84V96H82V97H80L79 99V104L80 103H82V104H80L81 106H84L85 107V105L86 104H84L87 100H89V99H91V98H94V97H97L98 95H95V93H93L92 91L90 92H87ZM144 91V90H143ZM142 91V92H143ZM237 91V90H236ZM68 91H66V93H67ZM70 92V91H69ZM108 92H109V90H108ZM111 92V91H110ZM151 92V91H150ZM179 92V91H178ZM240 92H241V90H240ZM257 91L255 90V92L254 93H256ZM39 93V92H38ZM83 93V92H82ZM88 93V94H87ZM98 93V92H97ZM117 93H119V92H117ZM117 93H115V95L117 94ZM144 93V92H143ZM142 93V94H143ZM148 93V92H147ZM146 93V94H147ZM242 94H243V92H241ZM32 94H33V91H32ZM92 94H93V96H92ZM142 94H140L141 96H142ZM149 94V93H148ZM245 95H246V93H244ZM252 94H253V91H252ZM100 96V95H99ZM109 96V95H108ZM107 96V97H108ZM147 96V95H146ZM146 96L144 95V97H145V99H146ZM149 96V95H148ZM169 96H170V94H169ZM201 96V99H199V104H197L196 106H195V108L194 109H192V111L191 110H189V109H191V107L193 108L194 106H191L190 108H188V110L189 111H187V112H189L188 114H190L191 112V116L188 118V117H183V118H186V120L185 119H183L182 118V116L184 115V114H186L187 112H185L184 110H181V107L182 106H186V107H189V106H187V105H192V103H194L195 101H197V98H199ZM248 95H246V97H247ZM262 96V97H261ZM106 97V98H107ZM112 97V96H111ZM111 97H109V98H111ZM32 98H34V97H32ZM75 98V97H74ZM170 98V97H169ZM230 98H232V99H230ZM244 98V97H243ZM242 98V95H241V99H243ZM247 98H250L249 96L247 97ZM258 98V99H259ZM144 99V98H143ZM155 99H153V101L155 100ZM39 100V99H38ZM78 100V99H77ZM77 100H75V99H73L72 101H70L69 103H67L66 105H64L63 106V108H62V110L60 111V108L59 109H56V106L55 105H46V101L42 104H38V101H35V103H34V106H33V108L32 107H30V109H32L33 110V114L31 113V115L33 116V117H35V118H39V121H40V123H39V125H40V128L38 129V131L36 132V134H34V136L29 140V143H28V146H27V150H25V152H24V154L22 155L23 157H25V158H27L28 160V163H29V167H28V169L30 170L29 172H26L27 174L28 173H31V175L29 174V175H26V177H25V175H24V180H23V184L20 186V187H22V188H19L20 190H18L17 189V191H15L14 192V194H15V198H14V200H13V202H12V207H13V209L16 211V212H14V210H13V212L14 213H16L17 215H21V217H22V214L21 213H23L24 212V210L25 209H23L22 208V205H23V203H27V201L28 202H32V201H37V199H39V198H42V197H46V198H49L50 196L52 197H50V200L52 201V203H51V205H50V207H44V211L43 212H45L44 214H45V216L48 218V219H54L55 217H57V215H61L60 217H62V215H65L64 213H67V212H69L68 211V208L70 209V208H72V207H74V208H80V207H82V205H83V203L84 204H86L85 202H86V200L85 199H81V198H79L78 197V195H79V192H80V190L82 189V185L80 184V183H82V181L79 183V184H77L76 186H75V184L76 183H78V182H76V181H74V178L76 179V177H77V175H78V172L81 170V166H82V164L80 163V160H82V156H83V154H85V151L83 150V148L82 149H80V150H76V149H74V148H76V147H74V146H76V143H77V141L75 142V145H73V149H72V146H70V147H66V148H64L65 147V144H68V143H63V142H61V143H57V145L54 147V149H49L50 151L48 152V153H44L43 155L44 156H42L41 155V152H40V150H41V148L42 147H44L43 146V138L41 137V136H44L45 135V129H46V126L48 125V121H49V124L51 123V121L54 119V118H57L58 120H59V122H63L62 121V119L63 118H65L66 116H67V118H65L64 120H68L69 119V117H71V122L73 123V120L74 121H76L77 122V126H75L76 128L78 127V125H80L79 123H81V125L82 126H84V125H87V124H89V123H93V122H96V120H98L100 117H101V115L102 114H104L103 113V111L104 110H102V114H100L101 112H99L95 107H93V106H91V102H89L90 104H88L89 106L87 107V111L84 109V107H83V109L84 110H82V111H80V112H83V114L81 115V113L79 112V111H75V106H77L76 104H75V102L77 101ZM94 100V99H93ZM243 100H245V98L243 99ZM242 100V101H243ZM69 101V100H68ZM96 100H94V102H95ZM102 101H106V100H103L102 99ZM110 101H111V99H110ZM110 101H107L108 103L110 102ZM171 101V102H170ZM234 101V100H233ZM41 102V101H40ZM59 102V101H58ZM94 102H92V103H94ZM113 103L112 104H116V105H118V104H120V102L117 104L116 103V100H115V102L114 101H112ZM168 102V103H167ZM170 102V103H169ZM244 102V101H243ZM47 103H48V101H47ZM108 103H106V104H108ZM164 103L166 104L165 106H164ZM78 104V105H79ZM84 104V105H83ZM111 104V103H110ZM9 105V104H8ZM31 105H32V103H31ZM5 106V105H4ZM97 106H99L98 105V103H97ZM104 106V105H103ZM106 106V105H105ZM112 106V105H111ZM156 106V105H155ZM78 107V106H77ZM80 107V106H79ZM107 107V106H106ZM109 107V106H108ZM185 107V108H186ZM115 108V107H114ZM120 108V107H119ZM118 108V110L120 111V110H123L122 108H120L119 109ZM124 108V107H123ZM183 108V107H182ZM77 109V108H76ZM116 109V108H115ZM114 109V110H115ZM111 110H113V108L111 109ZM111 110H108V112L107 113H109V111H110V113L112 112ZM113 110V112L111 113V114H113V115H111V114H108L109 116L111 115V116H114V117H118V115H115L117 112H118V110L116 109V112ZM186 110H187V108H186ZM73 111H75L76 113H74L73 114ZM184 111V112H183ZM191 111V112H190ZM28 112H30L29 110H28ZM84 112H86V116H85V118H84V115H85V113ZM77 113L79 114V115H77ZM105 113H106V111H105ZM107 113H106V115H107ZM115 113V114H114ZM124 113H126L125 111H124ZM181 113H184V114H182L181 115ZM256 113V114H255ZM71 114H73V118H72V115ZM121 114V113H120ZM205 114H210L211 116H212V119H211V121L210 120H208V121H210L211 123H209L208 122V124L205 122V121H207V119L206 120H204V118H203V116L205 115ZM81 115V117H79V119H77V116H80ZM259 115V114H258ZM7 116V115H6ZM69 116V117H68ZM121 116H123V115H121ZM125 116H127V115H125ZM125 116H123L122 117V119L123 118H125ZM84 118V120H83V118ZM87 118V119H86ZM109 118V117H108ZM85 119L87 120V122H86V124H85ZM105 119H107V117L105 118ZM110 119V118H109ZM112 119V118H111ZM114 119V118H113ZM112 119V121H114L113 123L115 124L116 122H115V119L113 120ZM237 119H239V120H237ZM245 120H244V124H246V125H249V122H246V121H248V119H246V118H244ZM264 118H262L261 120H263ZM79 120V121H78ZM108 120V119H107ZM125 120V119H124ZM203 120H204V122H203ZM55 121V120H54ZM70 121H68V123H67V125H66V123H63V125L62 126H64L65 127V130H69V133H70V128H67L69 125H70ZM81 121V122H80ZM111 121V120H110ZM79 122V123H78ZM83 122V123H82ZM142 122H143V120H142ZM141 122V123H142ZM263 122V121H262ZM203 123H205V124H203ZM239 123V122H238ZM74 124V123H73ZM124 124V123H123ZM123 124H121L120 123V125H121V127H122V130L121 131H123ZM207 124V125H206ZM240 124V123H239ZM8 125H10V124H8ZM60 125V124H59ZM58 125V126H59ZM75 125V124H74ZM81 125H80V127H81ZM91 126H92V124H90ZM96 125H97V123H96ZM100 125V124H99ZM116 125V127H118V125L117 124H115ZM114 125V126H115ZM119 125V126H120ZM146 126H147V124H145ZM209 125V126H208ZM246 125H245V127H246ZM110 126V125H109ZM125 126H126V124H125ZM175 126V127H176ZM241 126H244L243 124H241ZM251 126H252V124H251ZM251 126H250V128H251ZM253 126H254V124H253ZM71 128H72V126H70ZM85 127V126H84ZM103 127V126H102ZM120 127V128H121ZM148 127H150V126H147V129L149 130V128ZM255 128L257 127V126H254ZM76 128H75V130H76ZM104 128H106V127H104ZM110 128H113V127H111L110 126ZM115 128V127H114ZM113 128V130H115ZM151 128V127H150ZM179 128V129H178ZM182 128V130L180 131V129ZM230 128V129H229ZM235 128H237V127H235ZM247 128H249V126L247 127ZM247 128H244V129H246V131H249V130H247ZM255 128H254V130H255ZM258 128V127H257ZM58 130L60 129V127H58L57 128ZM90 129V128H89ZM92 129V128H91ZM126 128L124 127V130H125ZM176 129H178V130H176ZM252 129V128H251ZM54 130H56V129H54ZM61 130V129H60ZM72 130V132L74 131V128L73 129H71ZM107 130V129H106ZM112 130V129H111ZM116 130H118V129H116ZM120 130H118V131H120ZM127 130V129H126ZM235 131H233V134L235 133V132H238L236 129H234ZM254 130L252 129V132H254ZM66 131V132H67ZM120 131V133L121 134H119L120 136L122 135V136H124L122 133L123 132H121ZM152 131V132H151ZM63 132V131H62ZM82 132H84V130H82ZM94 132V131H93ZM109 132V131H108ZM128 132V131H127ZM251 132V131H250ZM68 133V132H67ZM66 133V134H67ZM85 133H86V135H85ZM111 133V132H110ZM126 133V132H125ZM167 133H170L169 134V139H170V141H167V136H168V134ZM50 134H51V132H50ZM71 134V133H70ZM73 135H76V134H74V133H72ZM87 134H91V132H88L87 130H86V132H84V136H86V137H92L91 135H87ZM113 134V133H112ZM111 134V135H112ZM176 134V133H175ZM179 134V133H178ZM175 135V138L177 139L178 138V140H181L179 137H181L182 135ZM116 134H114L113 136H115ZM235 136H237V137H241V138H243V137H245V135H241V133L240 134H238L237 135V133H235L234 134ZM82 136V135H81ZM177 136V137H176ZM100 137V136H99ZM99 137H98V139H99ZM102 137H107L106 135H103V136H101V138ZM124 137H126V135L124 136ZM186 137V138H185ZM49 138V137H48ZM52 138V137H51ZM58 138H60V137H58ZM62 138V137H61ZM64 138V137H63ZM182 138V137H181ZM232 138H234V137H232ZM240 138V139H241ZM155 139V140H156ZM168 139V140H169ZM186 139V140H185ZM246 139H248V138H246ZM102 140V139H101ZM101 140H99V141H101ZM177 140V141H178ZM185 140V141H184ZM94 141H96V140H94ZM157 141V140H156ZM155 141V142H156ZM158 141L156 142L157 144H159L158 143ZM176 141V140H175ZM45 142H47V141H45ZM50 142V141H49ZM69 142V141H68ZM167 142H169V143H167ZM104 143V142H103ZM105 143H106V141H105ZM104 143V144H105ZM181 143V144H182ZM106 144H109V143H106ZM123 144H125V143H123ZM122 144V145H123ZM128 144V143H127ZM161 144H159V145H161ZM180 144V145H181ZM220 144V143H219ZM45 145V144H44ZM69 145H71V142H69V144H68V146ZM82 145V144H81ZM122 145H121V143H120V146H121V148H120V150L122 149V151L123 150H127V149H125L126 147H128L129 146V144H128V146H126V147H124V149L122 148ZM180 145L178 144V146H179V148H180ZM221 145V144H220ZM231 145V144H230ZM233 145H235V144H233ZM232 145V146H233ZM239 147H242V144H237ZM113 146V145H112ZM177 146V147H178ZM184 145H181V148H180V151L182 152L183 151V149L182 148H184L183 147ZM245 146V145H244ZM243 146V147H244ZM118 147L119 146H116L115 147V150H117L118 149ZM163 147H165V146H163ZM176 147V146H175ZM175 147H174V149H175ZM176 147V148H177ZM238 147V148H239ZM242 147V148H243ZM67 148H71L70 150H71V152H75V153H77V155H73L72 156V158H71V161L72 162H70L69 164H67L66 166H64L63 164H61V165H63V166H60V165H57L56 164V162L57 163H61L60 162V160H55V156L57 155V153H59L60 151H62V153H64V149H65V152L67 151ZM117 148V149H116ZM179 148H177V149H179ZM235 148H237V146L235 145ZM63 149V150H62ZM77 149H79V148H77ZM128 149L130 150L131 148H129L128 147ZM182 149V150H181ZM240 149V148H239ZM91 150H94L93 148L91 149ZM133 150V149H132ZM173 150V148L170 150V149H168V152L170 151V153H171V151ZM231 150V149H230ZM68 151H69V149H68ZM67 151V152H68ZM77 151V152H76ZM117 151H119V149L117 150ZM121 151V152H122ZM174 152L176 151L177 152V150H173ZM172 151V152H173ZM180 151H178V153L180 152ZM22 152V151H21ZM70 152V153H71ZM94 152V151H93ZM103 152V151H102ZM105 153H106V151H104ZM173 152V153H174ZM175 152V153H176ZM180 152V153H181ZM222 152H223V150H222ZM221 152V153H222ZM229 152V151H228ZM227 152V156L229 155V157L230 156H232L231 158H232V160H230L229 159V157H227L228 158V160H229V163H230V161H231V165H232V161L234 160V159H236L235 158V156L233 157V155L234 154H229ZM233 152V151H232ZM95 153V152H94ZM101 153V152H100ZM165 153V152H164ZM166 153H167V151H166ZM165 153V154H166ZM173 153H171V154H173ZM178 153H176L177 155H178ZM46 154V155H45ZM60 154H61V152H60ZM69 154V153H68ZM164 154V155H165ZM222 154H224V156L226 155V153H225V151H224V153H222ZM64 155V154H63ZM103 155V154H102ZM190 155H188L189 157H190ZM218 155H221V156H218ZM235 155H236V153H235ZM58 156V155H57ZM62 156V155H61ZM65 156V155H64ZM64 156H62V157H64ZM84 156H86V154L84 155ZM83 156V157H84ZM100 156V155H99ZM117 156V155H116ZM166 156V155H165ZM237 158H238V156H239V153H237ZM62 157H60V158H62ZM89 157H91L90 155L88 156V158ZM93 157V156H92ZM188 157V158H189ZM59 158V157H58ZM86 158V157H85ZM166 158V157H165ZM175 158H176V156H175ZM192 158H195V159H197V158H199V159H197V160H194V159H192ZM217 158V159H216ZM225 158L226 157H224V160H225ZM227 158H226V161H228L227 160ZM53 159L56 161L55 162V164L57 165V166H55L54 167V165L52 166V164H54L53 163ZM69 159V158H68ZM119 159V158H118ZM122 159H123V157H122ZM126 159V158H125ZM167 159H168V157L165 159L166 161H167ZM174 159V158H173ZM184 159V158H183ZM127 160V159H126ZM129 160V162H131L130 161V159H128ZM127 160V161H128ZM131 160H133L134 162H132V163H130V165H132L133 163L135 164L136 162V160H134V158H131ZM171 160V158H169L168 159V161H170ZM174 160H176V159H174ZM174 160H173V162H174ZM179 160H180V158H179ZM192 160H194V161H192ZM221 160H218V162H221V163H223V164H221V165H224L225 164V162L226 161H221ZM63 161H65V160H63ZM67 161H69V160H67ZM118 161V160H117ZM123 161H124V159H123ZM197 161V162H196ZM100 162V161H99ZM98 162V163H99ZM115 162V161H114ZM126 162V161H125ZM125 162H123L122 163V161H120L118 164H120V166L121 165H129L128 163H125ZM208 162H205V164L207 165L208 164ZM217 162V164H219ZM103 163V162H102ZM106 163V162H105ZM180 163H182L181 161H180ZM184 163H185V165H186V162H183L182 163V165L183 166H185L184 165ZM196 163H198V164H196ZM87 163H85V165H86ZM88 164H91V166L93 165L91 162L90 163H88ZM87 164V165H88ZM100 164V163H99ZM107 164H109V163H107ZM116 165H118L117 163H115ZM133 164V165H134ZM203 164H204V161H203ZM213 164V163H212ZM97 166H98V164H96ZM114 164L112 163V166H113ZM181 164L179 165L180 167H178V166H176V167H178V168H180V172H182V171H184V170H182L181 168V166H182ZM231 165H229L228 166V164L226 163V167H230ZM52 166V167H51ZM90 166V168H89V171L91 170V172L90 173H92L91 174V176L92 175H94L95 177H97V178H99V179H96V181L97 180H101L100 182H103V179H104V185L106 184V182L107 181H110V182H118L119 184H121L122 182L123 183H125L124 181H123V179H120L121 178V175H122V173H124L123 171L121 172V170H123V169H119V172H120V174H117V173H119L118 172V167H120L119 165H118V167H117V170H116V172L114 171V172H112V170H103V171H105V173H99L98 172V170L95 172V169L93 170L92 169V167ZM94 166V165H93ZM102 166V165H101ZM192 166H194V167H192ZM205 166V165H204ZM175 166H174V170L175 171H177L178 170V168H176ZM85 168H86V166H84V170H85ZM88 168V167H87ZM100 168V167H99ZM116 168V167H115ZM114 168V169H115ZM123 168V167H122ZM133 168V167H132ZM135 169H137V167H134ZM184 168V167H183ZM194 168V169H193ZM28 169H27V171H28ZM48 169H49V171H53V176L52 177H55L54 175H57L55 178H57L58 180L60 179V180H62V178H60V176H62V177H64V181L66 180L67 182H65L66 184L68 183V182H70V183H72L71 181H73V182H75V184H74V186H72V187H68L69 188V190H66V189H64V190H62L63 189V187L60 189L59 188V186H51V184L50 185H47L46 184V179L47 178H50L51 177V174H50V172H48ZM97 169H98V167H97ZM103 169V168H102ZM102 169H99V171L100 170H102ZM111 169V168H110ZM113 169V168H112ZM130 169H131V167H130ZM130 169H128V167H127V170H128V172L126 173L127 175H128V173L130 172ZM1 170H3V169H1ZM86 170H88V169H86ZM182 170V171H181ZM188 170V169H187ZM32 171V172H31ZM111 171V173L112 174H109V172ZM132 171V170H131ZM178 172V171H177ZM196 172V171H195ZM222 172V171H221ZM113 173H116V175L115 174H113ZM124 173V174H125ZM33 174L35 175V176H33ZM89 174V173H88ZM130 174V173H129ZM132 174V173H131ZM131 174H130V176H128L129 178L130 177H132V178H134V179H137V177H138V180L140 181V180H144V178H142V174H140V173H138V174H140L141 176L139 177V176H137L136 177V175H134V176H131ZM188 174V173H187ZM191 173H189V176L190 177H192V175H190ZM201 175H203L204 173L202 172V173H200ZM206 174H207V172H206ZM213 174V176L215 175V173L213 172L212 173ZM217 174H219V173H216V175ZM113 175H115V176H113ZM59 176V177H58ZM185 176H187V175H185ZM188 176V177H189ZM93 177V176H92ZM127 177V180L129 179ZM23 178V177H22ZM139 178H141V179H139ZM197 178V177H196ZM86 179H88V178H86ZM105 180H106V182H105ZM121 182H120V181ZM132 180L133 179H131L130 178V180H128L131 184H133L132 183ZM197 180V179H196ZM91 181H93V180H91ZM127 181V182H128ZM194 181V180H193ZM99 182V181H98ZM110 182H107V183H110ZM115 182V183H116ZM136 182V181H135ZM4 183H6V182H4ZM138 184L140 183V182H137ZM69 184V183H68ZM100 184H102L103 185V183H100ZM33 185V187L32 188H29V187H31ZM53 185V184H52ZM84 185V184H83ZM86 186H87V184H85ZM94 185V187H92V188H96L97 186L95 185V184H93ZM112 185H114V184H112ZM34 186H36L37 188H38V186L40 187V188H42L41 190L39 189H37L38 191H34L35 190V187ZM96 186V187H95ZM61 187V186H60ZM34 188V189H33ZM91 188V187H90ZM1 189V188H0ZM98 189V188H97ZM148 189V188H147ZM147 189L145 188V192H147ZM6 190H8V189H6ZM15 190V189H14ZM13 190V191H14ZM66 190V191H65ZM142 190V189H141ZM152 190V189H151ZM150 190V191H151ZM12 191V192H13ZM144 191V190H143ZM149 191V192H150ZM153 191V190H152ZM152 191H151V193H152ZM12 192H10V194L12 193ZM83 192V191H82ZM149 192H147V198H146V196H145V193H144V198L146 199H144L146 202H144V200H142L141 199V197H139V195H141L143 192L141 191V193H139V195H138V193L137 192H133V195H134V193L136 194V201H138L137 199L138 198H140L139 199V201L140 202H142L141 204H142V206H144V208L146 209V211L144 210V211H142V209L141 208H139L140 210H141V212H142V216H141V218L143 217L144 219H146L144 222H142V223H148V221H152V220H154V219H157V217L160 215L159 213H161L160 211L163 209V211H167V210H165L164 209V207H162L161 208V210H160V208L159 209H156V206L158 207V205L154 202V198H153V196H151V193L149 194ZM8 193H9V190H8ZM43 193H45V196L43 195ZM124 193V192H123ZM153 193H154V191H153ZM98 194V193H97ZM120 195H123V194H121V192L119 193ZM41 195H43V196H41ZM119 195V196H120ZM133 195L131 196V198H129L130 196H128V198L131 200V202L132 201H135L134 200V198H133ZM138 195V196H137ZM143 195V194H142ZM141 195V196H142ZM154 195V194H153ZM158 195H160V194H158ZM2 196V195H1ZM90 196V194L87 196V197H89ZM107 196V195H106ZM105 196V197H106ZM112 196H114V195H112ZM116 196V195H115ZM154 196H157V194H155ZM12 197V196H11ZM123 197H127V195L125 196H123ZM93 198V197H92ZM96 198V197H95ZM128 198H119V199H117V200H119V201H117V203H115L116 202V199L114 200V202L112 203L113 204V207H112V211H116V213H113V214H111L112 212H111V210H110V215H112V216H114V215H116V216H118V214L120 213V210H121V212H124L125 210H126V208L128 209L129 207H128V204L126 203V205L124 204V203H122V206L124 205L125 206V208H122L121 206H119V207H117L118 205H119V203H121L122 201V199H128ZM150 198V199H149ZM80 199L82 200V201H80ZM97 199V198H96ZM149 199V201H147ZM158 199V198H157ZM156 199V200H157ZM93 200V199H92ZM102 200V199H101ZM130 200H129V202H130ZM135 201V203L137 204V203H139V202H136ZM109 202V201H108ZM127 202H128V200H127ZM38 203V202H37ZM135 203H134V205L133 206H135ZM160 203H162V202H160ZM30 204V203H29ZM29 204H27V205H29ZM114 204H117V205H115L116 207L114 208ZM130 204V203H129ZM133 204V203H132ZM25 205V204H24ZM26 205V206H27ZM32 206V205H31ZM111 206V205H110ZM130 206V205H129ZM132 206V207H133ZM83 207H85V206H83ZM172 207V206H171ZM170 207V208H171ZM29 208H31L30 206H29ZM38 208V207H37ZM116 208H118L119 210H117ZM131 208V207H130ZM168 208V207H167ZM75 209V210H76ZM125 209V210H124ZM138 209V208H137ZM5 210V209H4ZM74 210V212H76ZM93 210V209H92ZM104 210V209H103ZM130 212H128V213H132V215L130 216L131 218L133 217L134 218V216H136V214L139 216V212L140 211H138V213L135 211L136 209H128ZM158 210V211H157ZM41 211V210H40ZM86 211V210H85ZM94 211V210H93ZM106 211V210H105ZM132 211V212H131ZM133 211H135L134 213H133ZM163 211H162V213H163ZM9 212V211H8ZM57 212V214H55ZM82 212V211H81ZM101 212H102V210H101ZM100 212V213H101ZM107 212H109V211H107ZM107 212H106V214L104 215L103 213V217H99L98 215L96 216V215H94V218L95 217H97V218H103V220L106 222V217H107V215H109V213L107 214ZM117 212H119L118 214H117ZM126 211L124 212V213H120L121 215H123L122 217H121V219L122 220H128L126 217H127V215L129 216L130 214H126L127 213ZM6 213H7V211H6ZM83 213H84V211H83ZM86 213V212H85ZM91 213V212H90ZM136 213V214H135ZM166 213V212H165ZM8 214V213H7ZM0 214V215H2L1 216V221L3 220L4 221V223H3V221L1 222V223H3V225L5 224L7 227V229L3 226H1V230L3 229V228H5V231L7 230V232H8V234H9V236H7L8 238L4 241V243H3V245H5V250L7 251V253L6 254H9V253H12V254H14L15 256L14 257H16V256H18V253L19 254H23V253H25V248H27L28 246H26V243H28L29 242V240H31V239H33V238H37V235H38V230H40V236L44 233V232H49L52 228H56V224H54V222L53 223H47V224H41L40 226H39V228H37V227H35L34 229H32V228H30V229H24L25 231L23 232V234H20V233H18L17 232V230H20V229H18L17 227H15L14 226V219H12L11 217H13L11 214ZM55 214V215H54ZM88 214V213H87ZM133 214H134V216H133ZM9 215H11V216H9ZM121 215H119V217L121 216ZM90 216H91V214H90ZM105 216V217H104ZM112 216H110V217H112ZM116 216H114V218L116 217ZM125 216V217H124ZM163 216V215H162ZM160 217V216H159ZM159 217H158V219H159ZM14 218V217H13ZM125 218V219H124ZM129 218V217H128ZM142 218V219H143ZM162 218V217H161ZM135 219V218H134ZM13 220V221H12ZM94 220V219H93ZM102 220V221H103ZM129 220H131L130 218H129ZM128 220V221H129ZM133 220V219H132ZM235 221H237L238 219L237 218H235L234 219ZM94 221H96V220H94ZM98 221H99V219H98ZM142 221V220H141ZM17 222V221H16ZM34 222V221H33ZM44 222V221H43ZM42 222V223H43ZM57 222V221H56ZM61 222V221H60ZM65 222V221H64ZM70 222V221H69ZM100 222V221H99ZM154 222V221H153ZM152 222V223H153ZM58 223H59V221H58ZM57 223V224H58ZM102 223H104V222H102ZM109 223H111V221L109 222ZM108 223V224H109ZM138 223H139V220H138ZM141 223V222H140ZM139 223V224H140ZM17 224V223H16ZM23 224L25 225V226H27L28 224H27V222H23ZM33 224H35V222L33 223ZM60 225L61 224H63V223H59ZM71 224V223H70ZM77 224V223H76ZM238 224H239V222H238ZM20 225V224H19ZM90 225V224H89ZM130 225H132V224H130ZM175 225H177V223H175ZM175 225H173L172 226V228L175 226ZM29 226H36V225H29ZM108 226V225H107ZM157 226V225H156ZM180 226V225H179ZM28 227V226H27ZM76 227V226H75ZM143 227V226H142ZM150 227V226H149ZM166 227H168V226H166ZM171 226H169L168 228H166V229H158V231L156 232V233H151V234H149V236L150 237H148L147 239H146V241H144L143 243H142V246L140 247V249L138 250H135V252L134 253H132V255H131V257H130V260L129 261H131V262H134L135 264L137 263V264H174V263H176V260L177 259H179L180 260V262L179 263H181V264H186L187 262H189V259L191 258V257H193V254L195 253L194 251H192L193 253H191V251L189 250L188 252H185V253H187V254H184V256L183 255H181V254H179V256L181 255V257L180 258H176V257H174V258H176L173 262H172V260L174 259L173 258V255H175V254H178L176 251H175V249L178 247L177 245H176V243H175V245H176V248H175V245L172 243V244H168L169 246H171V248L170 247H166L167 246V244H165V246H164V244H162V242H163V238H164V236L166 235H164V233H167L168 231V235H169V233L170 232H172V230L175 232L176 231V229H175V227H174V229H171L170 228ZM58 228V227H57ZM144 228H146V226L144 227ZM144 228H143V231H144ZM183 227H181L180 229H182ZM59 229V228H58ZM77 229V228H76ZM80 229V228H79ZM156 229V228H155ZM60 230V229H59ZM58 230V231H59ZM178 230V229H177ZM41 231H42V233H41ZM70 231V230H69ZM81 231V230H80ZM148 231V230H147ZM51 232H52V230H51ZM2 234V233H1ZM1 234H0V236H1ZM45 234V233H44ZM44 234L42 235L43 237H44ZM47 234V233H46ZM174 234V233H173ZM177 235H175L174 234V239L176 240L178 237H179V235H178V231H177V233H176ZM161 235V236H160ZM163 235V236H162ZM170 235L173 237V235L170 233ZM41 236V237H42ZM111 236V235H110ZM110 236H108V238L110 237ZM113 237V236H112ZM111 237V238H112ZM160 237H162V239H160ZM177 237V238H176ZM159 238V239H158ZM39 239V238H38ZM173 239V238H172ZM95 240V239H94ZM97 240V239H96ZM120 240V239H119ZM118 240V241H119ZM122 241H119L122 245H120V243L117 245L118 246V249L116 250V252L117 253H115V255H114V258H115V260L118 258V260H116V263L117 264H128L129 262H128V260H127V262H125L126 261V258H128V255L130 254V252H131V250H133L135 247H136V244L139 242V240H138V242L136 243V244H134V246H132V249H128L127 251H125V253L126 254H124V250L125 249H127V248H125L124 249V243L126 242H128L129 243V241H130V239L129 238H125L124 240L123 239H121ZM133 241H134V239H132ZM144 240V239H143ZM160 240H162V242H160ZM105 241V242H104ZM103 242H102V246L100 245L99 247H103L104 245L103 244H105V243H107L106 245V248L105 247H103V249L105 248V250H109V248H107L108 246H109V240L108 241H106V240H104ZM125 241V242H124ZM168 241V240H167ZM171 241V240H170ZM174 241V240H173ZM131 242V241H130ZM159 242V243H158ZM175 242V241H174ZM168 243V242H167ZM59 244V243H58ZM79 244V243H78ZM117 244V243H116ZM116 244H115V249H116ZM160 244V245H159ZM24 246H26L25 248H24ZM70 246V245H69ZM96 248H94V251L93 252H95V250H97V249H99V247L96 245L95 246ZM73 248H75V247H73ZM137 248H139V247H137ZM64 249V248H63ZM97 250V254H99V252L101 251H103L104 252V250ZM111 249V248H110ZM171 249H173L172 251H174L175 252V254H173L172 255V258L170 257V254H172V253H170V251H171ZM23 250H24V252H23ZM32 250V249H31ZM45 250V249H44ZM114 250V249H113ZM63 251V250H62ZM91 251V250H90ZM23 252V253H22ZM84 252V251H83ZM82 252V253H83ZM85 252H86V250H85ZM100 252V253H101ZM109 252V251H108ZM111 252H112V250H111ZM110 252V253H111ZM113 252H115V251H113ZM112 252V253H113ZM173 252V253H174ZM70 253V254H69ZM68 253V251H67V255H70L71 257H75V255L74 254H76L77 255V253H78V250H77V252H75V250L73 251V249L72 250H70V252ZM112 253H111V255H112ZM63 255H66V252L65 253H62ZM73 256H72V255ZM80 254V253H79ZM110 255V254H109ZM108 255V256H109ZM118 255V256H117ZM127 255V256H126ZM126 256V257H125ZM4 257V256H3ZM9 257H11V258H13L12 256H8V257H6L5 259H9ZM44 257H46V256H44ZM59 257V256H58ZM63 257H65V256H63ZM74 257H73V259H74ZM110 257V256H109ZM117 257V258H116ZM178 257V256H177ZM21 258V257H20ZM40 258V257H39ZM38 258V259H39ZM43 258V257H42ZM56 258V257H55ZM54 258V259H55ZM76 258V257H75ZM79 258H82L81 256L79 257ZM41 259V258H40ZM47 260V258H45V261ZM125 260V261H124ZM179 260H177V261H179ZM56 261H59L60 263L59 264H62V263H64L65 261H60V260H56ZM69 261V260H68ZM101 261V260H100ZM118 261V262H117ZM120 261V262H119ZM22 262H23V259H22ZM47 263L49 262V261H46ZM55 262V261H54ZM54 262H51V264L52 263H54ZM98 262L99 261H96V264H98ZM131 262L129 263V264H131ZM201 262V261H200ZM56 263H58V262H56ZM68 263V262H67ZM100 263V262H99ZM190 263V262H189ZM188 263V264H189ZM191 263H193V262H191ZM55 264V263H54ZM177 264V263H176ZM195 264V263H194Z\"/></svg>", "mask_w": 264, "mask_h": 264}]
</instances>
